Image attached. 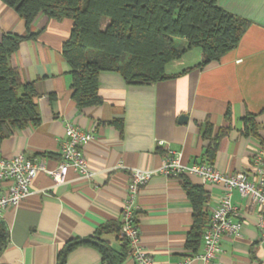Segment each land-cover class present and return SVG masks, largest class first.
Masks as SVG:
<instances>
[{
  "label": "crops",
  "instance_id": "1",
  "mask_svg": "<svg viewBox=\"0 0 264 264\" xmlns=\"http://www.w3.org/2000/svg\"><path fill=\"white\" fill-rule=\"evenodd\" d=\"M217 4L249 20L238 44L217 61L198 67L202 52L187 48L166 64L169 78L149 84H129L115 71L98 76L101 103L79 110L72 98L70 67L62 55L70 19L38 14L26 28L24 20L0 0V37L36 33L24 39L9 57L25 82H34L39 122L15 129L0 140V157L23 153L42 159L48 168L60 161L67 122L92 133L81 149L92 172L90 179L68 169L65 182L54 184L39 171L29 195L0 213L8 232L0 264H57L67 242L97 235L111 250L122 253L120 212L130 170L156 169L168 151L184 164L205 162L209 123L212 135L228 129L218 141L211 164L223 173L251 172L256 151L264 146V0H217ZM175 38V46L186 47ZM253 115L256 134L246 133L243 117ZM181 115L186 122H179ZM202 187L208 217L224 189L183 175ZM252 178L251 175H249ZM242 225L236 235L221 239V250L211 264H264V243L256 228L259 208L232 191ZM140 243L156 264H201L194 255L203 250L186 246L192 227V204L182 177L154 175L135 199ZM114 224L117 231L99 229ZM98 232V233H97ZM65 264H105L91 245H78L66 254ZM120 264H135L127 255Z\"/></svg>",
  "mask_w": 264,
  "mask_h": 264
},
{
  "label": "trees",
  "instance_id": "2",
  "mask_svg": "<svg viewBox=\"0 0 264 264\" xmlns=\"http://www.w3.org/2000/svg\"><path fill=\"white\" fill-rule=\"evenodd\" d=\"M25 22L26 28L38 14L57 20L70 19L69 37L62 44V55L70 67L72 98L79 110L101 103L98 76L102 71L118 72L126 83L149 84L166 78L165 66L191 47L202 52L198 67L217 61L234 48L249 20L217 4V0H1ZM36 33L0 37V140L15 129L39 122L34 82L22 81L9 57L24 39ZM183 38L184 48L175 46ZM246 133L256 134L253 115L243 117ZM228 129L212 135L211 125H204L202 136L208 140L207 163L212 162L218 141ZM182 177V186L192 204V227L186 246L197 247L208 224L202 187ZM117 231L114 224L99 229ZM97 232V233H98ZM8 232L0 221V252L7 243ZM78 245H91L105 264H120L127 253L111 250L97 235L66 243L58 254L57 264H65L67 252Z\"/></svg>",
  "mask_w": 264,
  "mask_h": 264
},
{
  "label": "built area",
  "instance_id": "3",
  "mask_svg": "<svg viewBox=\"0 0 264 264\" xmlns=\"http://www.w3.org/2000/svg\"><path fill=\"white\" fill-rule=\"evenodd\" d=\"M64 135L65 139L59 151L60 161L53 168H48L42 159L35 160L23 153L10 158L0 157V213L8 206H17L29 195L31 182L39 171L49 175L56 185L65 182L70 168L84 178L92 177L81 149L83 143L93 138L92 133L82 130L72 122H67ZM156 174L165 177L192 174L202 181L220 185L224 189L203 231V250L193 256L199 259L201 264H211L221 250L222 237L236 235L242 225L238 209L232 202L234 190L240 197L258 206L256 228L259 233L258 240L264 243V146L254 154L250 173L245 171L223 173L207 162L184 164L178 153L168 151L158 168L130 170L126 196L120 212L119 237L127 245L126 255L135 264H156L140 243L135 217V199L141 188ZM191 258L187 257L178 264H187Z\"/></svg>",
  "mask_w": 264,
  "mask_h": 264
},
{
  "label": "water",
  "instance_id": "4",
  "mask_svg": "<svg viewBox=\"0 0 264 264\" xmlns=\"http://www.w3.org/2000/svg\"><path fill=\"white\" fill-rule=\"evenodd\" d=\"M186 122L187 121V116H185V115H181L180 117H179V122Z\"/></svg>",
  "mask_w": 264,
  "mask_h": 264
}]
</instances>
